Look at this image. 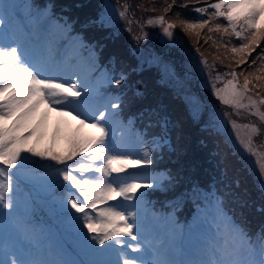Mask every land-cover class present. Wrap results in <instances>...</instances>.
Returning <instances> with one entry per match:
<instances>
[{
    "label": "rangeland",
    "instance_id": "374dc122",
    "mask_svg": "<svg viewBox=\"0 0 264 264\" xmlns=\"http://www.w3.org/2000/svg\"><path fill=\"white\" fill-rule=\"evenodd\" d=\"M15 1L23 4L20 12L25 13L26 1ZM42 2L35 0L32 3ZM151 2L147 7L138 9L127 0H59V6H53L55 2H48L47 9L36 13L32 19H26L24 25L27 27V36L41 40L43 52L50 53L53 58L51 70L64 75L71 74L73 80L79 78L92 90L93 102L97 103L100 99V87H112L117 92L126 84H131L119 97L120 107L113 110L118 113L113 124L116 128L115 138L121 150L133 154L150 149L151 164L144 169L130 171L146 173L144 180L156 169L166 170L169 175L178 177L176 182L170 183L168 176L160 182L149 175L148 181H156L153 192L159 193L160 197L185 193L188 189L197 188L203 180L213 179L222 187L224 194L229 195L226 197L227 203L241 202L242 210L237 212V217L245 228H250L254 221L261 222L262 215L249 211L247 205L255 199L253 202L264 208V133L251 131L257 124L258 131L264 129V124L259 123L264 121L255 114L257 109L264 114V104L259 103L264 99V79L256 77L261 74L256 69L242 68L248 64L253 67L254 61L259 60L257 55L261 54L264 70L263 47H255L250 54L245 53L244 62L238 63L241 56L232 49L247 43L244 37L248 33H241V38L235 40L237 43L230 42L228 32L232 28L223 17L213 15L210 0ZM61 4L75 13L72 22L63 18L65 11L60 8ZM200 7H207L209 12L195 11ZM122 11H125L124 16H121ZM153 16H163L165 25L149 24L148 20ZM54 18L60 26L68 28L67 33L71 38L56 32ZM204 21H208L204 28L185 31V22ZM13 23L17 25L14 20ZM168 23L174 25L170 29L172 37L163 31ZM73 27H77V30L73 31ZM225 27L228 28L227 32L223 31ZM216 32L228 37V49L207 40L215 37ZM14 38L11 27L4 33L0 25V43L21 45L23 32L19 38ZM41 44L38 49H41ZM36 45L31 43L28 51L30 58L37 53ZM220 51L229 54V63L218 62ZM256 51L257 54L252 58ZM101 55L103 60L100 59ZM96 60L98 66L94 63L84 66V63ZM115 63L121 64V72H112ZM233 71L236 73L235 79L230 74ZM239 71L249 80L254 79L252 83L249 82V90L241 101L246 107L236 109L223 104L215 89L230 87L229 81L237 87ZM221 73L226 77H221ZM114 79H121V83L115 84ZM259 89L261 92L258 93ZM248 97L256 102L255 106H252ZM191 108L201 109L199 115L202 114V118L193 124L189 117L194 113ZM45 111L41 107L40 113ZM39 119L40 114H37ZM148 123L152 128L146 126ZM76 125L77 120L72 116L47 111L40 147L62 150L65 137ZM207 129L210 132L204 134L203 130ZM91 131L84 130L85 133ZM193 133L200 136L193 137ZM206 139L212 142L209 150L205 149L203 143ZM49 164L38 157L29 156L21 171L13 178V206L11 209H0V260H7L9 264L17 258L41 264H95L117 260L115 251H100L107 249L111 241L106 242L105 246L95 244L90 239L94 234L87 233L82 221L77 222L66 215L64 199H56L57 196L63 197L64 192L61 184L54 182V174L47 167ZM191 179L192 183L186 184V180L190 183ZM234 188L242 190L241 196L233 194ZM140 192L151 194V187L142 188ZM195 219L188 226V232L183 229V222L175 224V220L160 218L153 222L147 232L144 230L146 235L155 234L149 241L146 242L145 233L140 230L137 241H132L130 237L123 239L131 244L142 240L153 249L149 258L169 262L176 247L174 242L189 244L197 236L204 240L203 232L218 229L220 235L216 242L210 244L204 241V254L198 260L208 259L211 247H223L225 244L241 261L259 264L263 259L261 248L250 245L248 241L241 243L238 236L229 233V238L226 236L221 228L223 224H230L231 220L218 203L213 202L198 210ZM136 231L134 228L133 232ZM158 237L163 240L159 242ZM127 251L130 255L134 254L130 248Z\"/></svg>",
    "mask_w": 264,
    "mask_h": 264
},
{
    "label": "snow or ice",
    "instance_id": "6c2138e0",
    "mask_svg": "<svg viewBox=\"0 0 264 264\" xmlns=\"http://www.w3.org/2000/svg\"><path fill=\"white\" fill-rule=\"evenodd\" d=\"M210 7L215 10L213 15L223 17L237 36L248 33L244 37L247 43L232 49L241 56L238 63H243L244 54H250L264 41V0H216ZM125 11L121 12V16L125 15ZM195 11L204 13L207 8L200 7ZM5 17V0H0V24L5 22ZM207 22H185L184 28L189 32L197 31L204 28ZM148 23L163 26L166 21L160 16L150 18ZM173 27L171 23L163 27L165 35L172 37L170 29ZM223 31L227 32L228 28L225 27ZM52 59L50 53L44 52L30 58L27 50L19 44L0 43V209L12 208L13 178L21 171L29 156L38 157L41 161L50 162L47 167L54 174V182L60 183L66 193V215L77 222L82 221L87 233L94 234L90 239L95 244L105 246L106 242H112L107 249L100 251H115L117 260L95 264H170L149 258L153 254L150 244L142 240L131 244L123 239L130 237L132 241H137L140 235L137 213L130 210L132 206L125 202L140 201L144 196L140 189L156 184L155 180L143 179L146 173L130 171L144 169L151 164L150 149L135 154L121 150L113 126L118 115L113 110L120 107V98L102 106L93 102L92 90L79 78L73 80L71 74L64 75L51 70ZM204 63L207 64L206 61ZM230 74L235 79L236 73L233 71ZM121 79H114V83L120 84ZM228 83L230 87L215 89L217 97L227 106L236 109L246 107L241 101L249 90L248 79L245 78L240 90L232 81ZM248 99L255 106L256 102L251 97ZM259 103L264 104V99ZM41 107L46 109L44 113H40ZM47 111H58L61 116H72L77 120L76 127L65 137V147L60 151L53 147H40ZM37 114H40L39 120ZM255 114L264 121V114L259 113L258 109ZM85 129L92 131L85 133ZM251 131L258 133L256 127ZM248 144H251V139ZM118 198L119 202H116ZM134 228L137 229L135 233ZM229 234L238 236L241 243L249 240L235 223H230ZM128 248L138 255H130ZM261 256L264 257V235L261 236ZM0 264H9V261L0 260ZM11 264L41 262L17 258ZM186 264L255 262L235 258L225 244L223 247H211L208 259L188 261ZM259 264H264V259Z\"/></svg>",
    "mask_w": 264,
    "mask_h": 264
},
{
    "label": "trees",
    "instance_id": "16d2710c",
    "mask_svg": "<svg viewBox=\"0 0 264 264\" xmlns=\"http://www.w3.org/2000/svg\"><path fill=\"white\" fill-rule=\"evenodd\" d=\"M9 1H11V7L14 9H16V6L19 5L15 0H8V2ZM25 1H26L25 2L26 6L29 7L28 12L26 13V15H21V16L19 15L18 16L19 23L23 28L25 27L24 24H25L26 19H28V20L32 19L34 17V13H38V12L41 13L44 9H47L48 2H52V3L55 2V4L53 6H55L56 4H57L56 6H59L58 5L59 0H57V1L56 0H43L42 3H38V4L32 3L35 0H25ZM127 1L129 2L130 5H133V6L137 7L138 9H142L144 7H147L150 3H152L151 0H127ZM168 1H170V0H168ZM210 1H211V3H209L210 5L213 2H216V0H210ZM140 4H143V5H140ZM60 8L65 11L63 18L70 20L72 22L75 18L74 16H76L75 13L71 9H67L66 6H64L63 4L60 5ZM214 11L215 10L213 9V13H214ZM208 12L209 11L207 10L206 13H208ZM154 18L156 19L157 17L153 16L152 19H154ZM53 24H56V26H57V29H56L57 33L61 34L62 36H64L65 34L69 35L67 33L68 28L64 25L60 26L58 24L56 18H54ZM20 25L14 26V24L11 20L5 18V22L2 25V30L5 31V29L11 27L12 28V35L14 37H17L20 34V32H19L20 31L19 30ZM76 30H77V27H73V31H76ZM221 34H223V33L216 32L215 37H213V38H210V37L207 38L206 37V38L208 41L210 40V42H215L218 45L224 47L225 49H228L227 44H230V42H235L236 39L241 38V35L237 36L236 32L233 31L232 29L229 30V32H228V35L231 36V38H229L230 42H229V39L227 36L222 37ZM69 37L71 38L72 36L69 35ZM221 39L224 40L223 43L220 42ZM235 43H237V42H235ZM262 47H263V50L261 52H264V41H261L256 46V48H261V49H262ZM256 54H257V51L252 55V58L255 57ZM219 55L220 56H219L218 62L223 61V62L229 63L228 60H230V58H229L228 53L220 51ZM260 55L261 54L257 55L259 60L254 61L253 67H251L250 64H248V65L244 66L242 69H248V70L249 69H252V70L256 69V71L261 72V74L257 75L256 77H258L259 79H264V70L262 68L263 62H262ZM107 57L105 59H107ZM100 59L103 60L102 55H101ZM92 63H94L98 66L97 60L92 62ZM85 64H88V63L86 62ZM121 71H122L121 64L115 63L112 67V72L116 73V72H121ZM240 71L238 73V77L240 80H239V83L237 85V88H240L241 86L243 87V84H244L243 81L245 80V78H247L244 75H242ZM221 77L224 78V77H226V75L221 73ZM252 80L248 79V81L250 83H252ZM130 85L131 84H126V86L124 88H122L120 91H117V92H115L114 91L115 89L112 87L106 88L105 94L99 99L101 106L108 103V98L104 102L102 101V99L109 92L111 94L109 96L113 99H116L117 97H120L123 92H125L127 89H129ZM259 92H261L260 89L258 90V93ZM191 109H194V113H193V115L192 114L189 115V117H190L192 124H193L202 118V114L199 115V111L201 110L199 108L198 109L197 108H191ZM259 123H260V125L264 124L263 122H259ZM146 126H148V128H152L149 123ZM256 127L259 128V125L257 124ZM196 131L201 132L200 129H197ZM203 132H204V134H206L210 131H209V129H207V130H203ZM258 132H259V134H262V133H264V129H263V131H261V132L258 131ZM192 136L193 137H199L200 135H198L197 133H193ZM202 141H203V139H202ZM203 143H204L206 150H209L210 148H212L211 146H209V144L212 143L210 140L206 139L205 142H203ZM197 153L198 152H196L194 154V156ZM201 156H202L201 153H199V157H201ZM156 170L152 171L153 176L154 175L158 176V177L169 176L171 178L170 182H173V183L176 182V179L178 178L177 176L174 177L173 175H169V173L166 170H164V172L162 171V169H156ZM233 192H234L233 194H235V196H241V194H242L241 189L234 188ZM195 196H197V197H195ZM228 196L229 195L224 194L222 187L219 184H217L213 179L212 180H203L197 188L188 189L185 193H176V194L169 195L166 197H160V194L153 192L152 188H151V194H148V195L145 194L139 202L130 201L131 206H132L130 210L135 211L137 213V217H138V221H139L140 226H143L146 228H149L152 225V223L155 222V220L157 218H159L160 215H162V220H165V219L175 220L176 221L175 224H179L180 222H183L184 226L187 228L188 226L192 225V222L194 221L193 218L195 216V213L199 209L204 208V206H206L212 200H218L221 203L220 207L222 208V210H224L230 216L231 223H235L240 229H242L243 232L245 234H247V236L249 237L250 242L256 241V242L261 243V236L262 235H260V233L261 232L264 233V208L259 207L257 202H253L255 199H252V201L247 205L246 209H248L251 212L261 214L262 215L261 222L254 221V225H252L250 228H245L243 226V224L240 223V221L237 217V212L242 210V208H240L241 202L235 201L234 203H231V204L227 203L226 197H228ZM193 197H195V198H193ZM248 222L252 223L251 220ZM207 238L209 240L211 239L209 236ZM194 249L195 250L199 249V247L195 246ZM191 257H193V259H195L197 256L191 255V254L187 255V259H191ZM193 259H191V261H193Z\"/></svg>",
    "mask_w": 264,
    "mask_h": 264
},
{
    "label": "bare ground",
    "instance_id": "6f19581e",
    "mask_svg": "<svg viewBox=\"0 0 264 264\" xmlns=\"http://www.w3.org/2000/svg\"><path fill=\"white\" fill-rule=\"evenodd\" d=\"M5 13H6V18L9 20H13L20 15L18 9H12L8 0H5Z\"/></svg>",
    "mask_w": 264,
    "mask_h": 264
},
{
    "label": "clouds",
    "instance_id": "9594fccd",
    "mask_svg": "<svg viewBox=\"0 0 264 264\" xmlns=\"http://www.w3.org/2000/svg\"><path fill=\"white\" fill-rule=\"evenodd\" d=\"M24 6L27 7V8L25 9V13H21V12H20V9L23 7V4H19L18 6H16V9L19 10L20 15H21V14H26V13L28 12L29 7L26 6V4H24ZM43 11H44V10H43ZM5 18H6V17H5ZM16 18H17V17H16ZM16 18H15V19H16ZM13 20H14V19H13ZM13 20H11V21L13 22ZM4 33H5V32H4ZM14 39H16V37H15ZM31 43H32V42H30V45H31ZM102 101L104 102V101H106V100H105V99H102ZM99 103H100V102H99V100H98L97 104H99ZM100 105H101V103H100ZM193 178H194V177H193Z\"/></svg>",
    "mask_w": 264,
    "mask_h": 264
}]
</instances>
